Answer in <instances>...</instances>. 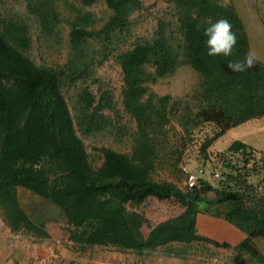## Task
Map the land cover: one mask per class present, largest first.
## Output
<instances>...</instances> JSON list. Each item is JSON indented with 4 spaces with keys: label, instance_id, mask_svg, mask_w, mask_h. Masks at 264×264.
Masks as SVG:
<instances>
[{
    "label": "trees",
    "instance_id": "trees-1",
    "mask_svg": "<svg viewBox=\"0 0 264 264\" xmlns=\"http://www.w3.org/2000/svg\"><path fill=\"white\" fill-rule=\"evenodd\" d=\"M25 1L42 30L52 32L57 17L55 2ZM97 2H104L109 10L100 29H89L90 13L78 12L69 22L68 65L73 74L78 72L77 79L87 69L81 58L84 43L89 39L108 41L143 6L140 0H79L82 7ZM171 2V21L160 20L150 39L134 43L115 57L122 74L123 105L133 117L136 131L129 153L102 147L97 165L90 161L77 129L86 136L102 128V111L109 106L106 99L100 97L96 102L92 92L84 89L79 96L76 129L61 90L62 70L36 64L28 56L30 37L25 23L0 25V214L12 232L48 238L22 208L18 189H23L57 207L67 225L77 231L84 248L112 247L139 255L165 249L179 257L175 244L203 242L228 247L197 233V214L212 209V214L246 235L235 250L264 263L254 244L256 238L264 240V188L258 191L264 182V161L252 149L232 142L225 150L232 158L218 157V176L201 180L198 187L181 189L172 182L153 179L159 147L171 122L185 135L212 126V136L200 147L199 159L206 164L210 161L206 151L217 139L264 116V65L257 62L246 72H231L227 62L243 58L246 45L238 42L233 56L210 57L203 34L222 14L190 0ZM180 67L197 76L189 92L158 95L150 89ZM179 155L177 162L182 158V153ZM209 165L212 169V163ZM149 197L173 199L183 211L156 224L145 236L142 227L147 218L129 210L125 203Z\"/></svg>",
    "mask_w": 264,
    "mask_h": 264
},
{
    "label": "rangeland",
    "instance_id": "rangeland-1",
    "mask_svg": "<svg viewBox=\"0 0 264 264\" xmlns=\"http://www.w3.org/2000/svg\"><path fill=\"white\" fill-rule=\"evenodd\" d=\"M53 1L56 5L57 17L52 32L42 30L38 19L27 9L25 0H0V25L3 26L9 22L25 23L30 37L28 56L36 64L52 67L57 71L62 70L61 90L76 129L80 107L79 96L83 90L91 91L96 102L101 101L100 97L106 99L105 103L109 106L102 111L105 115L101 122L102 128L98 132L86 136H83L77 129L92 163L96 165L101 163L99 149L102 147L129 153L136 124L123 105L122 74L115 57L120 52L132 47L134 43L150 39L160 20L171 21L173 19L172 0H140L142 8L132 13L129 22L122 31L114 33L108 41L89 39L84 43V56L81 58L87 69L79 79L75 78L78 76V72L73 74L70 70L71 65H68V60L71 57L69 22L78 12L90 13L92 19L88 25L89 29H100L108 17L109 10L104 2L82 7L79 0ZM190 1L195 4V0ZM82 62L79 63L81 67ZM197 81V76L191 69L180 67L170 78L158 80L150 85V89L158 95L169 93L173 96H182L189 92ZM165 132V141L159 147V158L155 164L153 179L157 182H172L181 189L185 188L182 167L191 171L203 167L206 171L205 178H208L211 171L209 163H214V153L224 150L231 142L229 138L222 137L212 144L206 151V156L210 157V161L202 164L199 159L201 156L200 147L205 139L212 136V126L204 125L194 130L190 135H185L175 122H171L166 126ZM179 153H182V158L177 162ZM23 200L28 208L26 212L37 224L39 223L35 218L42 216L49 221V224L55 223L57 227H62L63 220L61 214L59 216L57 214V207L41 200L30 198H23ZM125 205L129 210L141 212L147 217L148 221L142 227L144 233H147L156 224L182 212V207L173 199L161 200L149 197L142 201H128ZM22 233L35 237L30 232ZM175 248L185 255L209 254L204 243L191 246L178 245Z\"/></svg>",
    "mask_w": 264,
    "mask_h": 264
},
{
    "label": "crops",
    "instance_id": "crops-1",
    "mask_svg": "<svg viewBox=\"0 0 264 264\" xmlns=\"http://www.w3.org/2000/svg\"><path fill=\"white\" fill-rule=\"evenodd\" d=\"M194 2L210 6L214 12L222 14V17L231 23L232 31L236 33L238 42L245 44L247 51L253 50L259 58L257 62L264 65V0H195ZM222 137L229 138L230 144L234 141L245 144L264 161V116L250 119L228 130L220 138ZM228 147L218 150L225 151ZM18 198L25 211L28 208L23 198L38 200L37 197L23 189H18ZM58 212L57 210L59 216L61 213ZM61 216L63 220L61 228L57 227L55 223L49 224V221L42 216H37L35 219L47 232L48 238H35L22 232H12L3 222L0 214V264H29L30 253L24 247L26 240L35 242L40 251H43L45 246L53 244L59 256L68 264H134L137 262L146 264H213L208 261L210 257H217L218 264H264L235 250V247L245 239L246 235L224 218L212 214V209L202 210L197 214V233L211 241L228 245V247H215L212 244L204 243L209 254L185 255L179 251L182 255L179 257L167 254L165 249H157L139 255L131 251H119L112 247L84 248L83 241L77 231L69 227L62 214ZM148 232L144 233L142 230L145 236ZM55 242L58 243L54 244ZM10 243L13 244L12 247L9 246ZM200 243L203 242H195L186 246ZM254 244L264 257V240L256 238Z\"/></svg>",
    "mask_w": 264,
    "mask_h": 264
},
{
    "label": "clouds",
    "instance_id": "clouds-1",
    "mask_svg": "<svg viewBox=\"0 0 264 264\" xmlns=\"http://www.w3.org/2000/svg\"><path fill=\"white\" fill-rule=\"evenodd\" d=\"M199 27V26H198ZM204 36L207 38L205 41L208 49V56H233L234 49L238 44V37L232 31V25L226 18H220L204 28ZM256 53L249 49L244 53L243 58L229 60L227 68L233 73H243L256 66L258 61Z\"/></svg>",
    "mask_w": 264,
    "mask_h": 264
},
{
    "label": "built area",
    "instance_id": "built-area-1",
    "mask_svg": "<svg viewBox=\"0 0 264 264\" xmlns=\"http://www.w3.org/2000/svg\"><path fill=\"white\" fill-rule=\"evenodd\" d=\"M218 157L230 159L232 158V153L228 151H216L214 153V157H213L214 163H212V169L208 175V177L211 179H216L221 169V163L218 162L217 160ZM182 172L185 178V186L187 188L198 187L200 181L204 180L206 177V171L204 170L203 167L198 168L196 171H191L186 167H182ZM263 188H264V182H262L259 185L258 191L261 192ZM57 243L58 242H55L54 244ZM9 246L12 247L13 244L10 243ZM24 247L30 253L29 264H68L59 256L53 244H49L45 246L44 250L40 251L35 242L26 240V242L24 243ZM208 261L213 264L219 263V259L217 257H213V258L210 257ZM105 264H110V263H105ZM134 264H146V263L137 262Z\"/></svg>",
    "mask_w": 264,
    "mask_h": 264
}]
</instances>
